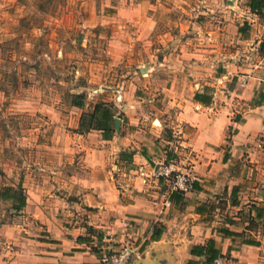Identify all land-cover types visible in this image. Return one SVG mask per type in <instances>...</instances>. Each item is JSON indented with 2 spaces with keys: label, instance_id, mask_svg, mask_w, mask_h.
<instances>
[{
  "label": "crops",
  "instance_id": "obj_1",
  "mask_svg": "<svg viewBox=\"0 0 264 264\" xmlns=\"http://www.w3.org/2000/svg\"><path fill=\"white\" fill-rule=\"evenodd\" d=\"M251 3L240 25L226 11L202 44L177 43L191 68L171 77L182 87L163 89L168 117L114 101L120 130L111 140L75 131L67 149L81 166L67 180L28 175L10 187L23 188L26 206L10 201L16 215L0 222V264H102L128 238L131 264H204L194 250L209 241L218 258L264 264V8ZM170 163L194 172L189 193L154 177Z\"/></svg>",
  "mask_w": 264,
  "mask_h": 264
},
{
  "label": "rangeland",
  "instance_id": "obj_2",
  "mask_svg": "<svg viewBox=\"0 0 264 264\" xmlns=\"http://www.w3.org/2000/svg\"><path fill=\"white\" fill-rule=\"evenodd\" d=\"M247 1L0 0V222L16 215L1 197L13 184L65 181L81 166L67 148L84 111L127 97L168 117L163 89L191 68L178 44H202L226 11L240 25Z\"/></svg>",
  "mask_w": 264,
  "mask_h": 264
},
{
  "label": "trees",
  "instance_id": "obj_3",
  "mask_svg": "<svg viewBox=\"0 0 264 264\" xmlns=\"http://www.w3.org/2000/svg\"><path fill=\"white\" fill-rule=\"evenodd\" d=\"M251 8L262 15L264 0H252ZM72 104L78 108H83L85 96L83 94L74 95ZM114 116L115 114L110 105L97 104L92 112H84L82 114L79 128L76 132L85 134L92 130L101 131L105 140H111L115 134ZM1 197L4 201L14 202L13 208L15 210L21 211L26 206V195L21 186L18 189H6L1 194ZM194 255L205 256L204 264H213L218 258L219 252L215 247L214 241H209L206 246H197L194 250ZM188 264H196V262L190 261Z\"/></svg>",
  "mask_w": 264,
  "mask_h": 264
},
{
  "label": "built area",
  "instance_id": "obj_4",
  "mask_svg": "<svg viewBox=\"0 0 264 264\" xmlns=\"http://www.w3.org/2000/svg\"><path fill=\"white\" fill-rule=\"evenodd\" d=\"M264 27V19L262 20ZM154 177L163 179L168 183L171 193L187 194L193 189L196 180L194 172L190 168H179L175 163L164 165L154 174ZM145 183L148 181L145 180ZM137 248L132 239H125L120 247L112 254L102 259V264H131L133 257L136 255ZM214 264H236L231 259L220 257L215 260Z\"/></svg>",
  "mask_w": 264,
  "mask_h": 264
},
{
  "label": "water",
  "instance_id": "obj_5",
  "mask_svg": "<svg viewBox=\"0 0 264 264\" xmlns=\"http://www.w3.org/2000/svg\"><path fill=\"white\" fill-rule=\"evenodd\" d=\"M120 124H121L120 119H115V127H116V129H117L118 131L120 130Z\"/></svg>",
  "mask_w": 264,
  "mask_h": 264
}]
</instances>
